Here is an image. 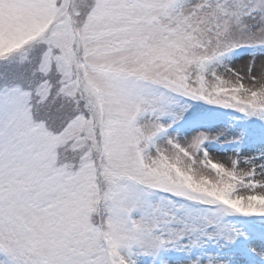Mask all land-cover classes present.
Instances as JSON below:
<instances>
[{
    "label": "snow or ice",
    "instance_id": "snow-or-ice-1",
    "mask_svg": "<svg viewBox=\"0 0 264 264\" xmlns=\"http://www.w3.org/2000/svg\"><path fill=\"white\" fill-rule=\"evenodd\" d=\"M0 264H264V0H0Z\"/></svg>",
    "mask_w": 264,
    "mask_h": 264
}]
</instances>
